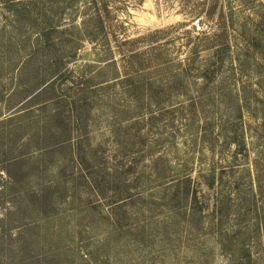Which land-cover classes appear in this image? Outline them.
I'll list each match as a JSON object with an SVG mask.
<instances>
[{"label":"rangeland","instance_id":"1","mask_svg":"<svg viewBox=\"0 0 264 264\" xmlns=\"http://www.w3.org/2000/svg\"><path fill=\"white\" fill-rule=\"evenodd\" d=\"M0 264H264V0H0Z\"/></svg>","mask_w":264,"mask_h":264}]
</instances>
